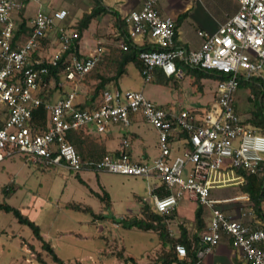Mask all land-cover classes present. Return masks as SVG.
<instances>
[{
	"label": "built area",
	"instance_id": "built-area-1",
	"mask_svg": "<svg viewBox=\"0 0 264 264\" xmlns=\"http://www.w3.org/2000/svg\"><path fill=\"white\" fill-rule=\"evenodd\" d=\"M157 2L143 0L139 9L122 17L130 38L147 37L154 45L139 53L140 75L150 82L160 69L165 76L180 79L183 72L178 63L223 75L216 81L213 100L202 112L180 105L160 106L141 90L117 87L103 92L98 107L78 108L76 80L94 68L103 46L98 41L88 55L70 50L79 33L65 23L66 8L37 10L28 20L29 34L18 42L11 13L20 10L23 2L0 0V162L19 155L37 165L80 173L88 163L68 140L70 130L90 128L104 133L110 126H129L130 114H140L157 131L158 155L151 161H133L129 138L123 137L118 152L93 161L92 171L140 177L148 183L155 180L152 190L160 188L163 194L149 192L152 209L160 214L174 210L185 195L208 209L209 220L199 232L202 247L196 264L222 239L239 250L247 264H264L260 246L264 226L247 220L255 216L248 195L216 196L219 188L244 185L246 175L259 172L264 162V134L244 122L234 106L241 80L258 77L264 91V0H236V12L214 32L197 30L201 42L195 49L177 44L175 22L159 13ZM53 32L57 46L46 54L44 43ZM118 46L126 48L122 41ZM65 52L68 56L61 81L75 84L43 102L40 93L47 87L48 64L56 66ZM42 103L48 112L44 128L32 118V110ZM235 200L245 202L238 217L221 206ZM174 250L179 258L187 255L181 243H176Z\"/></svg>",
	"mask_w": 264,
	"mask_h": 264
},
{
	"label": "rangeland",
	"instance_id": "rangeland-1",
	"mask_svg": "<svg viewBox=\"0 0 264 264\" xmlns=\"http://www.w3.org/2000/svg\"><path fill=\"white\" fill-rule=\"evenodd\" d=\"M21 1L22 8L15 10L20 14H31L36 8L47 9L49 4V0ZM61 1L71 4L65 20L66 24L77 21L82 9H86L90 2V0H51V3L55 6ZM190 1L193 2V0H164V5L167 3L170 5L167 9L161 10L175 19L186 7L191 8ZM213 1L215 5L218 4L223 8L231 9L233 6L231 0ZM197 4L203 6V0L198 2L194 0L192 5L195 8ZM24 7H27V10L24 9L25 12L22 10ZM192 13L193 17H199L198 9H193ZM112 22V18L108 20L105 17L101 20V29H96L95 25L92 29L85 30L83 37L81 35L80 38L81 45L86 48L93 47L96 45L95 40L99 38H102L103 42L113 43L118 36L116 38L113 36ZM99 30L104 31L98 35ZM184 31L186 37L194 35L192 28L186 27ZM100 44L104 45V43ZM45 48L46 54L49 53L47 46ZM127 68L124 79L119 81L122 87L129 85L135 87L138 83L144 82L132 63ZM152 81L141 84L144 93H153V96L167 100L172 92L178 90L163 83L162 85L154 83L160 80ZM216 81H211L213 90L216 88ZM79 85L77 83L76 86L78 95L83 96L87 92V87ZM191 89L194 91L195 87L184 91L189 92ZM251 94L247 86L239 87L234 94L235 110L244 122L255 108ZM57 95L58 93L55 94ZM142 127L145 140L134 141L135 151L140 155L145 145L149 159L152 160L159 153L158 134L149 123L142 122ZM153 182V179H150L149 183L141 179L136 181L131 176L106 171L82 170L80 176H77L61 168L38 166L19 155L5 157L0 162V201L15 206L23 216L38 225L43 239L53 247L56 255L68 264L145 263L156 260V256L161 252L157 232L125 226L126 219L143 216L141 206L144 202L137 197L144 191L149 194L147 191L153 186ZM241 187L240 185L219 188L216 190V196L222 198L241 195L243 193ZM103 192L109 194V208H106L98 197ZM184 198L187 199V196L185 195ZM244 203L235 200L222 203L221 206L227 213L235 215ZM198 207L200 206L195 201H190L189 206L175 207V214L167 219L173 237H179L183 226L189 235L196 232L194 212ZM208 220L209 218L206 217V222ZM247 220L254 221L255 216H249ZM23 241L33 242L36 251L41 252L42 258L44 254L43 259L48 264H55L51 256L42 249L41 243L34 238L29 226L18 223L12 213L0 211V264L35 263L33 257L29 258L33 251L29 250L28 245L21 243ZM167 248L169 249L170 246Z\"/></svg>",
	"mask_w": 264,
	"mask_h": 264
},
{
	"label": "trees",
	"instance_id": "trees-1",
	"mask_svg": "<svg viewBox=\"0 0 264 264\" xmlns=\"http://www.w3.org/2000/svg\"><path fill=\"white\" fill-rule=\"evenodd\" d=\"M93 6L88 12H83L82 15L77 19V21L69 24V27L74 28L78 31L79 37L74 40L71 44L70 50L79 54V41L82 32L88 28L90 22L96 16L102 13H110L113 17L114 26H116L119 31V35L113 43H110L103 47L99 59L94 66L84 77L77 79L76 83L86 85L87 92L83 100L78 102V108H95L102 102V94L108 88L111 82H116L119 77H121L128 63H133L139 72L142 70V62L139 59V53L143 50H151L154 45L150 43L147 37H143L140 40H133L129 37L128 30L129 26L125 23L124 19L120 17L117 11L108 8L103 0H92ZM187 13L184 12L180 14L175 22V27L178 26L185 17ZM30 30L24 26V21L22 24L14 29L15 40L21 42L24 37H27ZM26 39V38H25ZM122 41L126 48L118 46V42ZM37 53H35L36 55ZM68 56V52H65L63 57L58 61L57 65L48 64V73L44 76L47 82V87L44 91L40 93V98L44 101L52 100L55 94L62 93L66 87H73L75 83L61 81L64 69V59ZM183 65L179 63V65ZM184 66V65H183ZM196 73V78L199 81L201 77L206 76L212 80L223 79V75H217L212 71H203L198 68L189 69ZM157 80H161L158 76L161 75L163 78L165 74L160 70L156 69ZM155 75V74H154ZM154 80V79H153ZM247 86L254 100V110L246 119L247 123H250L256 127L262 134H264V91L262 89V82L260 78L253 77L249 80H241L239 87ZM33 121L41 126V128L46 127L48 112L44 107V103L35 107L32 110ZM67 138L70 143L75 147L77 153L80 155L83 162L88 164L84 166L83 170H92L93 166L91 163L93 161H98L102 159L105 155L109 154L106 149L104 140L100 135H97L90 128H80L77 130H70L67 134ZM26 160L25 157H23ZM38 166H41L38 164ZM78 175V173H75ZM158 189V188H157ZM242 192L248 195L249 201L253 205L255 217L263 219L262 204L264 201V162L262 169L255 174L246 175V182L241 187ZM99 199L104 202L105 207H110V198L107 192H103L98 195ZM143 213L142 217H134L132 219H126V227H136L141 230H154L157 232L158 239L160 241L161 252L157 257L162 264H196L198 262L197 251L202 247L199 241V232L204 228L205 222L202 218L203 208L200 206L195 209L194 212V222L196 226V232L189 235L186 228L183 226L179 237L175 238L171 235L167 219L175 214L172 211L167 214H160L152 209L149 204L144 203L141 206ZM0 211L10 212L17 219V222L22 225H27L31 228L34 238L41 243V247L46 251L52 258L55 264H66L61 260L55 253L53 247L43 239L40 228L32 220L23 216L18 208L8 204L5 201H0ZM27 243V242H26ZM25 243V244H26ZM176 243H181L186 247L187 255L185 258H179L174 250ZM264 243V242H263ZM29 250L33 251L30 257L35 260V263L31 264H48L43 258L40 251H36L34 244H26ZM170 246L168 249L167 247ZM264 248V244H260ZM22 264V263H21ZM80 264V263H75Z\"/></svg>",
	"mask_w": 264,
	"mask_h": 264
},
{
	"label": "crops",
	"instance_id": "crops-1",
	"mask_svg": "<svg viewBox=\"0 0 264 264\" xmlns=\"http://www.w3.org/2000/svg\"><path fill=\"white\" fill-rule=\"evenodd\" d=\"M24 1L28 2L30 0H24ZM142 1L143 0H103L104 4L108 8L117 11L121 18L126 13H128L129 11L139 9L142 5ZM198 1L199 0H197V2ZM231 1L233 2V6L230 9L228 7L223 8L222 6H220L218 4L215 5V2L213 0H208V1L203 0V3H204L203 6H200L197 4V6L195 7L200 12L199 17H197V18L193 17L194 14L192 13V10L195 9L192 5L194 0L192 3L190 1L191 8L186 7V9L184 11H181V13H179V15H180V14L186 12L187 15L180 23H178V26L176 27L175 39H176L177 44H180V45H183L187 48H192V49L198 48L201 40H200L199 36L197 35V30H205V31H209V32H214L221 24L225 23L226 20L233 13H235L237 8H238L236 0H231ZM163 2H164V0H158L157 8L159 10V13L162 16H167L166 14H164L162 12L161 9L162 8L167 9L170 4L166 2L167 4L164 5ZM209 3H211V4L214 3V4L210 5ZM27 4H29V3H27ZM70 5L66 4L65 1H61L60 4L54 6L51 3V0H49V4H48L49 9L47 8V9H42V10L51 11V10H55L58 8H66L69 12L70 11L69 10ZM87 5L88 6L86 9H82L81 15L83 12H88L90 10V8L93 6V1L90 0L89 4H87ZM27 7L26 8L24 7L22 10H24V9L27 10ZM25 10H24V12H25ZM37 10H39V9L36 8L34 10V12H32L31 14L30 13L20 14V13H17L16 11H13L11 13V16H12L13 21H14L15 29H17V27H19L22 24V22L24 21V26L27 27L28 30H30L29 25H28V20L30 17H32L35 14V12ZM76 10L77 9H75V11ZM76 12H78V10ZM105 17H107L108 20L110 18L113 19V17L111 16L110 13H102V14L96 16L95 18H93L92 21L90 22L88 28L85 30H90L95 25L97 26L96 29H101L102 28L101 20H102V18H105ZM167 17H169V16H167ZM177 17L175 19H173L174 22H176ZM113 24H114V22H112V24H111L113 32H114L113 36L119 35V31L117 30L116 26H114ZM186 27L192 28L193 33H194V35L192 37H186L187 35H186V32L184 31L186 29ZM102 31H104V30H99L97 34L99 35ZM83 32H82V37H83ZM53 34H54V32L51 33L50 38L48 40H46V42L44 43V46H47V49L49 48L48 49L49 51H51L52 49H54V47L57 46L56 42L54 41ZM25 38L26 37H24V39L22 41H24ZM138 40H140V39H138ZM98 41L100 43H104L103 47L110 44V42H103L102 38L95 40V44H97ZM95 47H96V45L93 47H87L86 48V47L81 45V41H80L78 51L81 55H88L89 53H91L95 49ZM129 64L130 63H128L126 65V70H125L124 74L121 77H119L116 82H111V84H109L108 88L111 89V88L117 87V88H121V89L141 90L143 92L141 84H145V82H140L135 87H133L131 85H129L127 87H122L119 84V81L124 79V76L127 73V69H128L127 66ZM134 67H135V65H134ZM178 67L183 72V76L180 79H177L174 76L167 77L165 79L161 75H159L158 77L161 78V80H160V82H157L156 77L158 74H157V72H154V74H155L154 75V79H155L154 81H156V82H154V81H152V82H154L155 84H160V85H162V83H163L166 86L178 88V90H176L175 93L172 92V95L169 97V99L163 100L161 97H157L155 95L153 96V93H149V92L148 93L143 92V94L144 95L146 94L145 96L148 99H150L155 104L160 105V106H179L180 105V106H182V107H184L190 111H193L194 113L202 112L204 109H206L209 106L210 102L214 98L215 89L213 90V88L211 87V84H212L211 81H214V80H212L209 77L203 76L198 81L196 78V73L192 70H189L192 68H188V67L183 66L181 64L179 65V63H178ZM136 69H137L138 75L141 76L139 69L138 68H136ZM178 80H181V81H178ZM79 86H81V84ZM190 87H195V90L192 91V89H191L189 92L184 91V89H189ZM85 94H86V92H85ZM85 94H83V96H81L79 94L77 96V101L80 102L81 100H83V98L85 97ZM59 95H61V94H58L54 98L58 97ZM209 95H210V97H209ZM158 101L159 102L162 101V103H158ZM142 122H146V121L142 118V116L140 114H130V124L127 127L110 126L104 133H98V132L93 131L92 129H90V131H93L97 135L101 136V138L104 140L106 149L109 152L108 155L116 154L119 150L122 138L127 137V138H129V142H130L129 153H130L131 159L133 161H142V160L149 161L151 159H149L148 153L145 150V145H143L142 152L140 155H139V153H136V151H135L136 146L134 145V141L144 142V140H145V132H144V129L142 127ZM77 176H80V173H78ZM131 177H133L134 180H136V181L138 179L145 181L143 178H140V177H134V176H131ZM153 181H154L153 185H156V181L155 180H153ZM153 187L154 186H151L150 188H148L147 193H149V194H146V191H144L142 193V195H138V197H137L140 201L142 200L144 203L149 204L151 207H152V196H151L149 191L152 190ZM151 193L152 194L156 193L158 195L163 194V192L161 191L160 188L152 190ZM244 194H246V193H244ZM190 201L191 200L183 199L179 202L178 205L184 206V207L189 206ZM173 211H176V208ZM262 213H263V219H261L259 217H257V218L255 217V220L249 221V223L252 225L264 226V203L262 204ZM209 216H210L209 211L207 209L203 208L202 218L205 221V225L207 223L206 217L209 218ZM235 216H236V214L234 215V217ZM236 217H238V215ZM21 243H23L25 246H26V244H34L33 242H30V241H23ZM159 243H160V241H159ZM263 244L264 243H262V245ZM157 257L158 256H156V260H154V261L149 260L145 263L125 262V263H121V264H162V262L160 260H157ZM29 258H30V256H29ZM43 258H44V254H43ZM31 263L32 262H30V264ZM66 264H68V263H66ZM172 264H178V263H172ZM199 264H247V263L244 261L242 254L240 253L239 250L232 248L227 243V241L225 239H222L221 242L210 253L199 258Z\"/></svg>",
	"mask_w": 264,
	"mask_h": 264
}]
</instances>
